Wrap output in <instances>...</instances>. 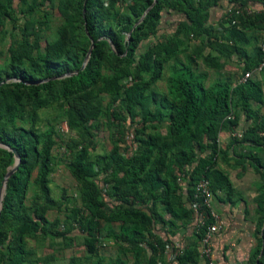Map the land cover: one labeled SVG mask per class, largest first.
<instances>
[{
  "label": "trees",
  "instance_id": "1",
  "mask_svg": "<svg viewBox=\"0 0 264 264\" xmlns=\"http://www.w3.org/2000/svg\"><path fill=\"white\" fill-rule=\"evenodd\" d=\"M12 1L0 0V40L5 35V21L18 33L10 35L8 60L0 67V82L6 79L0 84V143L8 148L0 147V181L13 163L12 151L19 164L7 178L1 199L0 264H26L25 238L47 231L42 207L31 214L23 204L32 170L37 171L41 191H47L53 131L36 127L40 111L52 101H64L67 125L78 129L100 114V93L120 95L126 117L113 110L107 116L128 120L136 146L129 155L123 154L115 139L107 153L93 159L84 147L73 151L67 169L78 185L82 211L71 207L66 222L83 233L85 251L94 257L91 264H124L120 255L104 259L96 252V244L104 237L119 252H129L131 264H141L145 256V264H156L169 241L155 236L156 225L169 234L184 224L188 231L195 213L193 188L200 176L209 181L213 197L230 198V182L212 170L220 129L236 126L242 114L246 134L241 138L252 146L264 145V111L259 113L251 106L252 102L264 104V63L259 79H217L207 86L206 74L194 66L200 59L206 67L218 70L234 55L241 59L243 73L253 71L264 54V35L259 32L264 31V12L246 13L244 8L253 2L264 6V0H227L231 6L218 22L219 28L208 21L209 9L218 0H129L123 6L122 0H47L56 1L61 21L52 37L42 36L43 51L39 33L44 27L37 24L45 23L24 19L18 26ZM44 1L17 0L18 12H33ZM162 9L179 12L182 19L170 36L136 53L139 41L154 32ZM184 31L203 35L208 51L203 54L195 47L184 61H177L184 41L179 34ZM90 40L92 48L80 69ZM170 59L173 65L165 90L158 93L151 86ZM67 73L70 75H64ZM146 129L152 131L143 134ZM250 166L264 179L263 163L254 160ZM107 183L110 186L105 189ZM256 201L260 207L258 238L250 256L253 264H264V182ZM110 223L117 224L115 231ZM209 223L210 217H205L203 225L190 229L193 241H199ZM63 238V246L73 243L71 237ZM199 260L194 244L180 249L174 259L175 264H197ZM68 264H80V258L70 256Z\"/></svg>",
  "mask_w": 264,
  "mask_h": 264
},
{
  "label": "rangeland",
  "instance_id": "2",
  "mask_svg": "<svg viewBox=\"0 0 264 264\" xmlns=\"http://www.w3.org/2000/svg\"><path fill=\"white\" fill-rule=\"evenodd\" d=\"M128 1L122 0L120 5L123 6ZM253 4L249 8L257 10V6ZM118 5L116 4V6ZM17 6V0H13L12 7L18 17L16 22L18 26L22 25L24 19H35L45 23V25L37 24L38 27H44L42 32L39 33L41 37L39 38L40 50L43 51L42 36L52 37L54 29L61 21L55 7L56 1L49 3V1L45 0L33 12L23 14L18 12ZM230 6L231 4H228L227 0H218L216 5L209 9L208 21L214 27L219 28L218 22ZM44 14H46L45 17ZM181 19L182 15L179 12L162 9L154 32L139 41L136 53H141L148 45L170 36ZM3 29L5 30V35L0 40V67H3L8 60L6 48L10 35L18 36L17 28H12L9 21H5ZM259 32L264 35L263 30L260 29ZM183 33L179 34L180 37L184 38L181 47L183 52L176 56L175 59L177 61H184L185 55L190 53L195 47H200L203 54L208 51V48L202 42L203 35L186 34L185 31ZM259 41L260 38L255 42L256 46ZM195 62L196 71L206 74L204 79L206 86L217 79L238 82L243 76L241 59L234 55L224 61L223 67L218 70L206 67L200 59H196ZM171 65H173V59L164 64L160 78L151 86V89L158 93L164 92L166 77L170 72ZM249 77L259 79V72L252 71ZM99 95L101 96L100 114L95 119L86 121L78 129L68 127L64 101L50 102L38 115L36 127L41 130L51 128L53 131L51 135L53 143L49 151V172L46 177L47 191H41L37 171L36 169L32 170L25 186L23 204L25 209L31 214H34L37 208L42 207V216L47 220V231L46 234L25 238V244L29 250L26 264H68L70 256L79 257L80 264H91L94 260L93 256L86 253L82 244L83 233L74 224L66 222V215L71 207H76L82 211L78 196V185L69 174L67 163L73 151L80 147L86 148L88 157L93 159L97 155L107 153L112 146V141L115 139L120 153L129 155L136 146L132 138L133 126L129 125L128 120L126 118L121 120L112 119L107 116L108 111L113 110L121 117H126L120 95L115 97H110L104 93ZM149 106L151 107V104ZM251 106L256 108L259 113L264 111V104L259 105L252 102ZM139 120V116L134 117L135 122ZM16 122L20 123L19 120H16ZM165 124L163 122L162 126ZM245 126L243 115L239 114L236 126L229 129H220L216 139L218 152L212 164V170L215 174H224L230 182L232 193L227 201L235 214V218L226 221L223 230L217 234L221 241L220 247L217 249L222 261L221 264H253L250 255L253 254L258 238L256 232L260 219V207L256 197L264 179L250 165L254 160L264 164V145L252 146L248 141L243 140L241 137L246 134ZM125 129H127L126 132ZM161 130L164 131L163 127ZM148 131L152 130L146 129L143 134ZM237 132L240 133V136H233V133ZM11 166L12 164L7 169ZM109 186V183H107L104 187L107 189ZM213 200L212 198L209 200L210 205L216 210ZM165 218H168L167 214H165ZM99 224L104 225V222L99 221ZM191 224L192 221L187 226ZM249 224L250 227H248ZM116 225V223H110L114 231L116 230ZM184 225H179L173 230V234H169L166 229L160 228L158 224L154 234L162 239L167 238L169 241H193V236L189 231L185 230ZM58 232H61V235H57L56 233ZM186 232L189 233L186 234ZM63 237H71L73 243L63 246V241H66ZM119 251L118 246L108 237L101 238L96 244V252L104 259L120 255L124 264H131V254ZM48 256L52 259L45 261ZM145 257L141 258V264H145Z\"/></svg>",
  "mask_w": 264,
  "mask_h": 264
},
{
  "label": "built area",
  "instance_id": "3",
  "mask_svg": "<svg viewBox=\"0 0 264 264\" xmlns=\"http://www.w3.org/2000/svg\"><path fill=\"white\" fill-rule=\"evenodd\" d=\"M262 10L264 12V6H261L259 9L254 10L249 8V6L244 8L246 13H251L253 11ZM261 50L264 51V46L261 45ZM264 63V54L259 62L258 66L253 70L258 72L261 66ZM252 71H245L239 82L244 81L247 77L251 75ZM233 136H240V133H233ZM177 181L182 184L180 177L177 178ZM194 192L192 196V207L195 211L193 215L192 224L190 225L191 229H196L199 225H203L205 217H210L211 223L205 226L203 233L200 236L198 241V253L200 257L204 260V264H216V258L212 250V238L214 233H216L221 228L219 214L211 207L210 199L213 197L209 189V181L200 176V178L194 184ZM193 227V228H192ZM168 250V255L170 260L174 261L175 256L180 253V249H174L169 243H166L164 246V251Z\"/></svg>",
  "mask_w": 264,
  "mask_h": 264
},
{
  "label": "crops",
  "instance_id": "4",
  "mask_svg": "<svg viewBox=\"0 0 264 264\" xmlns=\"http://www.w3.org/2000/svg\"><path fill=\"white\" fill-rule=\"evenodd\" d=\"M251 4H249L248 6L250 7ZM253 5L257 6V9H259L261 7V5L258 4V3H254ZM219 195H220V197H223V195H221V194H219ZM212 199H214L213 202H214V204L216 206V210L215 211L219 214L220 224H221L220 230H218L213 235V238H212V250H213V254H214L215 258H216V264H221L222 261H221L219 255H218V251H217V249L220 247V242L221 241L219 240L220 238H219V236L217 234H218V232L223 230L226 221L235 218V214L232 211L233 209L230 207V205L228 204L229 202L227 200H222V199H218V198H215V197H212ZM248 227H250V224L248 225ZM190 229H191V227H189L188 231H190ZM188 233L186 232V234H188ZM167 242L174 249H176V248L177 249H182L183 247H187V246H190V245L194 244L195 248H196V250L198 252V248H199L198 241H167ZM159 260H161V261H159ZM159 260L156 262V264H175L174 261L170 260L169 255H168V250H166L165 252L162 253V257ZM197 264H204V260L201 258V260Z\"/></svg>",
  "mask_w": 264,
  "mask_h": 264
},
{
  "label": "water",
  "instance_id": "5",
  "mask_svg": "<svg viewBox=\"0 0 264 264\" xmlns=\"http://www.w3.org/2000/svg\"><path fill=\"white\" fill-rule=\"evenodd\" d=\"M83 2H84V0H83ZM146 11H147V9L142 13V15L140 16V18L138 19V22L141 20V18L143 17V15H144V13ZM92 44H93V42L90 40V44H89L88 50H87V52L85 54V57H84V59H83V61L81 63L80 69L85 65V63H86V61L88 59L90 50L92 48ZM64 75H70V74L67 73V74H64ZM5 81L6 80L1 81L0 84L3 83V82H5ZM0 147L7 148L6 146L2 145L1 143H0ZM12 155H13V163H12V166L5 171L3 177H2V179L0 181V207H1L2 195H3V192H4L5 182H6L7 178L11 175V173L16 170L17 165L19 164V157H18L17 153L15 151H12Z\"/></svg>",
  "mask_w": 264,
  "mask_h": 264
}]
</instances>
